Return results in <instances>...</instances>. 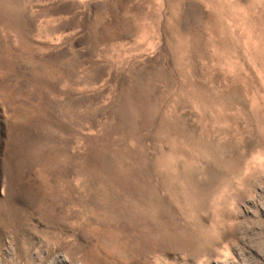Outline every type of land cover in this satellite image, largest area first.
Segmentation results:
<instances>
[{
  "label": "rangeland",
  "instance_id": "rangeland-1",
  "mask_svg": "<svg viewBox=\"0 0 264 264\" xmlns=\"http://www.w3.org/2000/svg\"><path fill=\"white\" fill-rule=\"evenodd\" d=\"M0 264H264V0H0Z\"/></svg>",
  "mask_w": 264,
  "mask_h": 264
}]
</instances>
